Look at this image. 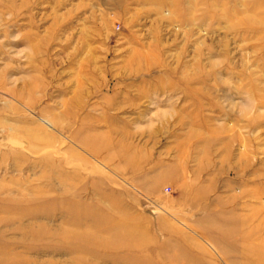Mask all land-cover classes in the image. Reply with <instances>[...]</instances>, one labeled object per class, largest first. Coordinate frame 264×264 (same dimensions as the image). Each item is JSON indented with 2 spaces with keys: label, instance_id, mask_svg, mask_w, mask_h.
I'll use <instances>...</instances> for the list:
<instances>
[{
  "label": "rangeland",
  "instance_id": "374dc122",
  "mask_svg": "<svg viewBox=\"0 0 264 264\" xmlns=\"http://www.w3.org/2000/svg\"><path fill=\"white\" fill-rule=\"evenodd\" d=\"M0 264H264V0H0Z\"/></svg>",
  "mask_w": 264,
  "mask_h": 264
},
{
  "label": "clouds",
  "instance_id": "9594fccd",
  "mask_svg": "<svg viewBox=\"0 0 264 264\" xmlns=\"http://www.w3.org/2000/svg\"><path fill=\"white\" fill-rule=\"evenodd\" d=\"M249 105H254L255 101L251 97H247Z\"/></svg>",
  "mask_w": 264,
  "mask_h": 264
}]
</instances>
